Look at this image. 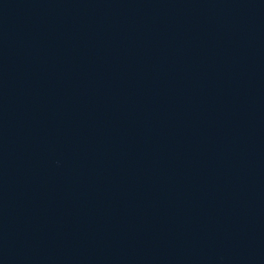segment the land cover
Instances as JSON below:
<instances>
[{
    "label": "water",
    "instance_id": "water-1",
    "mask_svg": "<svg viewBox=\"0 0 264 264\" xmlns=\"http://www.w3.org/2000/svg\"><path fill=\"white\" fill-rule=\"evenodd\" d=\"M0 264H264V0H0Z\"/></svg>",
    "mask_w": 264,
    "mask_h": 264
}]
</instances>
